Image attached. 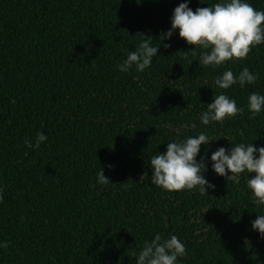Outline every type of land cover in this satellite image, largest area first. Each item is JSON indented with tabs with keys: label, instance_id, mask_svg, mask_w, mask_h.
<instances>
[{
	"label": "trees",
	"instance_id": "1",
	"mask_svg": "<svg viewBox=\"0 0 264 264\" xmlns=\"http://www.w3.org/2000/svg\"><path fill=\"white\" fill-rule=\"evenodd\" d=\"M185 2L195 11L219 0H0V241L9 244L0 264H136L133 252L157 233L185 244L179 264H264L252 229L264 207L243 178L236 185L211 166L212 152L234 146L227 139L264 147V113L247 110L248 95L264 93V45L229 65L259 80L227 90L245 110L222 126L199 116L226 69L202 68L178 32L144 73L117 70L140 36L158 46ZM249 2L264 11V0ZM201 131L220 139L197 157L215 189L152 185L150 157ZM39 132L47 141L25 147Z\"/></svg>",
	"mask_w": 264,
	"mask_h": 264
},
{
	"label": "clouds",
	"instance_id": "2",
	"mask_svg": "<svg viewBox=\"0 0 264 264\" xmlns=\"http://www.w3.org/2000/svg\"><path fill=\"white\" fill-rule=\"evenodd\" d=\"M177 32L188 45L194 46L190 51L193 55L200 53L198 62L202 68L226 69L214 80L217 91L206 110L201 111L200 123L204 126H222L242 114L245 109L238 106L236 99L226 94L227 90L234 86L244 89L256 85L259 73L243 67L236 74L229 65L242 63L254 48L264 45V11L257 10L249 0H219L212 6L197 8L195 11L188 2L181 3L174 9L171 28L161 34L159 45L154 44L152 37L140 36V43L126 53V59L117 65V70L120 73H144L152 66L153 58L157 57L161 42L170 40ZM247 110L250 119L264 113V93H250L247 97ZM191 127L196 126L193 124ZM47 139L44 133L39 132L34 143L25 139L24 146L30 150L39 149ZM219 140L201 131L198 135L169 141L166 152L157 151L150 157L151 184L169 193L188 191L208 195V190H214L215 185L205 178L207 164L203 159L198 162L197 157L202 145ZM227 140L234 146L230 149L219 147L212 152V171L236 185L243 178L252 193V203L264 207V147L257 148L253 142L235 144ZM253 173L255 176L250 178ZM96 180L102 188L110 182L102 168L97 172ZM2 200L3 189L0 188ZM252 229L264 238V214H258L252 221ZM8 247L7 241H0V249ZM133 256L136 257V264H179L186 256V246L176 235L165 237L157 233L151 241L144 242L138 253L133 252Z\"/></svg>",
	"mask_w": 264,
	"mask_h": 264
}]
</instances>
